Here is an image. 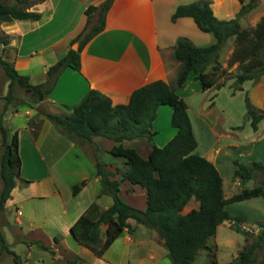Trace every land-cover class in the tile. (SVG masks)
Wrapping results in <instances>:
<instances>
[{
  "label": "crops",
  "instance_id": "crops-1",
  "mask_svg": "<svg viewBox=\"0 0 264 264\" xmlns=\"http://www.w3.org/2000/svg\"><path fill=\"white\" fill-rule=\"evenodd\" d=\"M103 1L42 0L28 8L40 12L39 18L0 21V37L8 39L6 44L0 43L1 56L13 65L18 74L27 75L30 83L44 82L48 67L63 57L69 48L75 49V42L76 49L78 48L79 40L74 39L86 24V8ZM192 1L196 0H113L107 10L103 28L80 50V68L65 67L52 90L42 100L35 101L25 91L16 93L15 86L22 87L15 84L13 99L7 101L8 79L0 81V112L7 103L3 121L11 134L17 131V151L21 159L20 178L2 211L14 206V231L27 239L40 240L48 247L35 248V244L26 243L25 247L19 249L25 252V264H171L167 247L158 232L131 217L127 219L129 226L124 227L102 255H97L72 236L71 223L92 202L103 209L113 201L108 193L98 195L101 184L100 175L96 172V154L87 149V143L101 141L104 148L101 145H94V148L100 147L104 152L110 153L108 150L115 142L100 135L94 136L90 141L73 140L60 132L44 113L69 112L71 106L90 88L109 96L113 103H125L133 90L147 82L155 79L172 82L180 64L175 57V44L179 37H186L196 44L214 41L213 35L201 30L192 17L172 19V13L179 4ZM211 7L215 16L229 19L236 15L241 2L211 0ZM263 15L264 0H258L241 17V27L253 28ZM97 22L98 12L93 11L87 29ZM234 37H230L220 51L219 61L230 73L229 78L217 80L224 81L222 85L203 88L200 80L194 77L195 73L190 71L183 88L177 90L187 104L197 140L195 151L216 165L222 176L226 198L238 192H232L234 184H240L241 189L254 186L245 185L246 181L241 182L238 177L233 176L236 158L242 162L260 160L264 163V118L258 122L256 129L250 124L249 145L241 143L234 132L239 126L232 120L233 99L236 94L243 95L244 98L247 93L252 104L264 112V73L257 80H245L241 83V89L235 88V74L232 72L238 61L228 64L235 48ZM16 98L20 99V103ZM243 113L246 114V108ZM171 116L170 104L162 103L158 106L152 122L154 144L163 146L176 133L177 128L172 125ZM123 144L135 148L143 157H147L151 150V142L146 137L126 139ZM75 145L90 155L94 164L93 171L66 160L68 152ZM239 146L241 153L235 151ZM74 156L78 155L75 153ZM118 157L120 158L112 161L100 159L105 162L106 168L115 171L112 178H120V171L125 166V159ZM70 175L73 179L69 178ZM224 176H230L233 182H227ZM83 180L84 184L74 193V185ZM119 187V194L129 204L141 209L146 207L144 187L128 179H122ZM258 197L261 196L245 199ZM198 206L199 201L193 196L183 211ZM255 206L264 208V200L254 203ZM259 220L264 222V219ZM229 226H232L231 221ZM105 229L106 224L102 223V239L105 238ZM117 241L119 242L112 250ZM8 243L11 245L9 241ZM11 250L16 249L13 247ZM196 261L197 259L193 264H198Z\"/></svg>",
  "mask_w": 264,
  "mask_h": 264
},
{
  "label": "trees",
  "instance_id": "trees-1",
  "mask_svg": "<svg viewBox=\"0 0 264 264\" xmlns=\"http://www.w3.org/2000/svg\"><path fill=\"white\" fill-rule=\"evenodd\" d=\"M42 0H0V21L34 18L40 12L29 10L33 4ZM113 0H104L99 5L86 8L87 21L82 31L76 36L79 40L77 49L68 52L50 65L44 82L32 84L27 75L18 74L13 65L0 54V65L8 79L7 101L13 99V86L20 85L30 93L35 101L47 97L58 75L67 66L80 68V50L83 45L105 24V16ZM241 7L236 15L229 19H220L214 15L211 0H196L179 4L172 13V19L192 17L203 31L210 32L214 41L208 44H196L186 37H179L175 44V57L180 62L172 82L155 79L136 88L125 103H113L112 99L95 88H90L83 97L71 106L69 112L44 113L58 130L73 140L90 141L100 135L111 138L114 144L108 150L111 154L125 159L120 178H112L115 171L105 167L97 155L96 172L100 175L101 188L98 195L108 193L112 203L107 208H99L92 202L70 225V233L82 245L90 248L97 255H102L124 227L129 226L127 219L134 218L138 223L154 228L167 247L171 264H193L198 250L205 245L208 237L216 233L217 227L225 220H231L237 230H244L240 222L242 215H234L226 208L230 201L253 196L264 197V163L252 160L247 163L235 159L233 176L241 182L255 178L257 172L263 177L253 187H244L229 197L224 196L222 176L216 165L205 156L197 153V140L192 129L191 119L185 100L177 90L183 88L190 71L200 80L202 87L224 83L217 82L227 72L222 67L219 56L226 41L234 37L235 48L228 59V64L238 61L235 73V88L241 89V83L247 79L257 80L264 73V15L253 28L241 27V17L256 4V0H239ZM98 12V22L87 29L91 12ZM7 37H0V43L6 44ZM20 103V99L16 98ZM168 103L172 107L171 123L177 128L176 133L163 146L153 142L152 122L160 104ZM246 114L252 128L264 118V112L256 108L247 93L244 96ZM4 104L0 112V210L15 187L20 176L21 159L17 151V131L10 133L3 121ZM146 137L151 142L147 157L141 156L133 147L125 146L123 141ZM119 169L117 168V171ZM122 179L137 183L146 190L147 205L144 209L129 204L119 194ZM80 184L74 185L76 193ZM199 201L197 208L183 211L192 197ZM106 224L105 238L100 236V226ZM259 231L255 238L245 244L237 253L236 264H253L255 251L264 242V223L258 222ZM57 238V237H55ZM246 239L247 236H246ZM27 244H35L48 249L40 240L24 239ZM0 242L4 249L13 254L16 264H25L19 255L9 249L1 230ZM52 251V250H51Z\"/></svg>",
  "mask_w": 264,
  "mask_h": 264
},
{
  "label": "rangeland",
  "instance_id": "rangeland-1",
  "mask_svg": "<svg viewBox=\"0 0 264 264\" xmlns=\"http://www.w3.org/2000/svg\"><path fill=\"white\" fill-rule=\"evenodd\" d=\"M7 1H11V0H7ZM257 1L258 0H256V2ZM236 71H237V65L232 73L235 74ZM229 77H230V73L227 71L226 73H224L222 76L219 77V80L221 81L222 79H227ZM5 78L7 77L4 73L2 66L0 65V81L4 80ZM15 88H16L15 91L16 93L24 92L23 88L17 86H15ZM236 95L237 96H235L233 99L234 110L232 114V120L234 122H237L239 126H237L236 131L234 132L237 134L238 140L241 143L243 142L246 145H249L251 141L250 140L251 131L249 128L251 124V120L247 116V114L243 113L245 111V103H244L243 95L240 94H236ZM196 130L198 132V137H199V128H197ZM200 143H202L201 139H200ZM87 144H88L87 149L90 152L94 151V153L101 160L112 161L113 159L120 158L111 153L104 152V150H102V148L100 147L94 148V145L97 146L101 145L104 148V144L101 141H94V143L88 142ZM240 148H241L240 146L238 148H235V151L236 152L240 151L239 153H241L242 150ZM75 153L78 156H74ZM66 160H70L74 162L75 165H84L90 171L94 170V164L90 155L86 154V152H84V149L78 145H75L68 152ZM224 177L227 182L229 183L233 182L230 176L229 177L224 176ZM262 177L263 174L261 172H257L255 178H250L246 180L245 185L258 184L259 182L257 180H259ZM69 178L73 179L71 175L69 176ZM0 186H1V178H0ZM241 187L242 186L240 184H234L232 188V192L241 190ZM261 200H264V197L261 196L258 197V199L235 200L227 203V209L231 214L243 216V220L240 222V224L241 227L244 228V230H248V232L245 233L243 230H237L235 225L233 224L232 226H229V222L231 220H225L226 222L220 225L217 228L216 233L210 235L205 245L198 250L196 255L198 264H236V256L238 253L237 251H239L238 249L242 248L245 244H249L255 238L256 233L259 231V227H258L259 226L258 222L260 221L259 219H264V208H262L261 206H258V208H256L257 206L254 207V203L258 201L261 202ZM15 215H16V209L14 206H9L5 212L0 210V230L6 242L8 243L9 241L11 243V245H9L8 243L9 249H12L14 247V249H16L14 251L18 253L20 260H22L25 263V258H24L25 252H21V250L19 251V249L23 248V246L25 247L26 242L24 241V239L27 238L22 236L20 233H16L14 231V226L16 225V222L14 220ZM246 236L248 239H246ZM19 239H22L23 241H19ZM16 240H18L19 242L13 244L12 242H15ZM118 242L119 241H117L113 245L112 250L113 248H115ZM35 248H37V245H35ZM254 254H255V261L253 262V264H264V242L262 243L261 247L255 251ZM13 261H14L13 254L7 251L6 249H4L0 242V264H13L14 263Z\"/></svg>",
  "mask_w": 264,
  "mask_h": 264
},
{
  "label": "water",
  "instance_id": "water-1",
  "mask_svg": "<svg viewBox=\"0 0 264 264\" xmlns=\"http://www.w3.org/2000/svg\"><path fill=\"white\" fill-rule=\"evenodd\" d=\"M75 44H76V42H75ZM73 47L76 49L75 45Z\"/></svg>",
  "mask_w": 264,
  "mask_h": 264
}]
</instances>
